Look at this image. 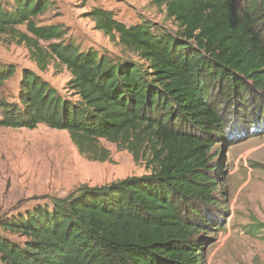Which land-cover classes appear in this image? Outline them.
Wrapping results in <instances>:
<instances>
[{"label":"trees","instance_id":"16d2710c","mask_svg":"<svg viewBox=\"0 0 264 264\" xmlns=\"http://www.w3.org/2000/svg\"><path fill=\"white\" fill-rule=\"evenodd\" d=\"M176 27L146 16L126 24L95 6V28L138 59L65 42V29L36 19L53 0H0V42L17 25L41 70L71 74L61 94L24 68L17 99L0 95V128L46 125L79 152L106 161L104 139L145 153L151 172L83 184L66 196L0 218V264H205L217 201L215 156L229 117L264 118V0H153ZM47 43V46L41 44ZM16 73L0 62V85ZM242 119H240V118Z\"/></svg>","mask_w":264,"mask_h":264},{"label":"rangeland","instance_id":"374dc122","mask_svg":"<svg viewBox=\"0 0 264 264\" xmlns=\"http://www.w3.org/2000/svg\"><path fill=\"white\" fill-rule=\"evenodd\" d=\"M95 6L113 10L126 24L146 16L160 27H176L167 18L165 6L153 0H53L49 10L36 20L62 26L66 32L63 40L82 50L98 49L138 59L95 28L88 16ZM22 34L29 35L24 24L4 34L0 42V62L16 67L15 75L0 85V95L17 99L21 72L28 68L61 94L73 97L66 88L71 78L67 68L53 61L41 70L27 45L18 41ZM225 133L227 138L217 139L211 150L218 186L213 193L217 204L207 207L214 230L206 234L205 264H264V118L246 124L230 116ZM99 145L110 152L108 160H92L81 154L65 130L46 125L0 128V218L45 204L48 196H66L83 184L102 185L151 172L141 148L133 154L104 139ZM0 233L13 241L25 240L1 229Z\"/></svg>","mask_w":264,"mask_h":264}]
</instances>
